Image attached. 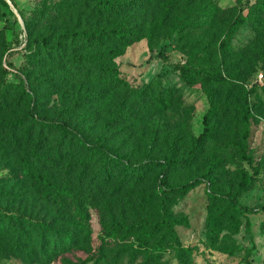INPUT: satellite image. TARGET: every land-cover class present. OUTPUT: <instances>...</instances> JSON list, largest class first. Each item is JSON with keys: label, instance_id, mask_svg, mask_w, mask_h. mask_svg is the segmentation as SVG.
I'll return each mask as SVG.
<instances>
[{"label": "rangeland", "instance_id": "rangeland-1", "mask_svg": "<svg viewBox=\"0 0 264 264\" xmlns=\"http://www.w3.org/2000/svg\"><path fill=\"white\" fill-rule=\"evenodd\" d=\"M5 1H0V63L8 73L0 75V82L5 79L20 86L36 82L27 92L36 94L39 113L72 123L75 143L65 147L61 158L50 154L54 160L51 170L68 182L81 200L92 238L86 243L81 240L79 247L67 253L56 255L51 249L42 257L46 249L34 248L27 239L19 240L18 232H11L0 242V264H264V10L255 5L264 0H209L218 11V26L213 29L206 22L201 30L213 29L218 38L222 36L220 40L240 13L247 17L231 39V51L219 50L217 42L206 49L216 73L226 79L223 84H211L204 75L193 76L191 81L182 77L180 66L193 41L198 40L186 31L183 37L177 32L169 35L168 28L158 30L151 39L148 36L125 45L123 54L113 60L94 58V66H116L120 77L140 92V97L105 85L97 88L92 79L74 75L72 64L53 59L35 39L46 36L53 44L68 31L121 25L126 23L124 17L95 15L84 7L85 0ZM136 18L137 26L149 33V23L138 14ZM211 36L205 44L209 45ZM66 43L68 50L77 47L82 53L99 48L75 44L71 38ZM114 44L110 40L106 46ZM9 62L25 77L24 82ZM255 83L259 88L249 96L252 118L247 153L254 159L250 165L240 156L241 116L246 106L244 94ZM98 92L105 100L95 99ZM15 93L8 103L10 110L0 114V207L25 219L56 221V227L69 225V212L39 201L17 174L2 182L13 172L11 159L5 156L13 146L14 132L4 119L26 112L29 106L28 94L23 99L20 92ZM83 112L91 118L84 121ZM209 112H213L211 132L196 145ZM97 139L102 140L104 149L94 151L90 144ZM17 140H21L18 134ZM117 155L125 161L116 160ZM167 157L181 160L171 169L169 182L192 183L184 195H167L168 213L187 221L176 227L183 247L174 248L168 242L160 255H151L123 243L104 241L102 229L111 217L132 224L160 210L162 198L153 197L151 188ZM126 161L142 170L125 172ZM210 166L215 170L212 177L207 175ZM253 167L257 168L256 182L237 193L243 174H253ZM211 193L217 195L215 209L222 226L240 222L237 233L223 229L218 242L209 237L206 223ZM233 194L251 211L236 216L227 197ZM247 219L250 231L246 230ZM74 232L81 237L77 229ZM225 247L234 253L229 254Z\"/></svg>", "mask_w": 264, "mask_h": 264}, {"label": "trees", "instance_id": "trees-1", "mask_svg": "<svg viewBox=\"0 0 264 264\" xmlns=\"http://www.w3.org/2000/svg\"><path fill=\"white\" fill-rule=\"evenodd\" d=\"M7 3L5 0H0ZM85 0L84 7L95 15L115 14L126 19V23L121 25L105 26L101 28H82L74 29L63 33L55 43L50 44L48 37H36L37 44L49 53L54 59H58L61 64L70 63L75 67L74 75H82L85 79L95 81L97 88L105 85L108 88L119 89L124 91L129 96H139L140 92L135 90L128 81L120 77V73L116 66H94V58L113 60L123 54V47L134 41H139L144 37H153L158 30L168 28V34H182L185 31L188 36H196L197 41H193L192 50L183 65L180 66V72L184 79L191 81V78L205 76V79L211 83L220 85L226 79L219 73H216V67L212 63V58L206 52L210 50L209 46L218 43V49L223 52L231 51V39L236 35L238 27L244 23L247 17L240 13L229 26V31L225 34V38L220 40L213 29L217 25L218 11L214 4L207 0ZM14 3V2H13ZM15 5V3H14ZM256 6L264 10V3L257 2ZM16 6V5H15ZM139 15L144 22L149 23L150 32L148 33L144 27L137 26L136 15ZM148 19V20H147ZM205 21V22H204ZM213 29L203 32L201 27L205 23ZM220 27V24H219ZM212 34L209 45L206 40ZM185 37L184 34H182ZM71 38L72 42L86 43L91 46L99 47L96 51L82 53L73 47L71 50L66 47V41ZM190 39V38H188ZM114 41L116 44L108 45L107 41ZM219 41V42H218ZM202 53V54H201ZM2 58V54H0ZM10 67L16 70L20 81H25V77L19 70L14 67L12 62H9ZM8 70L2 67L0 63V75L4 76ZM0 82V114L6 115L10 110L9 101L11 97L16 95L15 91L20 92L23 99L26 94L29 95V106L26 112L19 115L14 113L11 118L4 119L9 124L14 132L13 146L9 153L5 156L11 159L12 174L4 176L5 179H11L13 174L20 176L29 187L30 191L35 193L39 201L44 202L51 207L64 208L69 212L67 224L62 226H54L52 221H34L25 219L21 216L7 212L0 207V242L11 232L17 233L19 240L27 239L34 248L41 247L46 249L44 254L48 255L50 250L56 255L59 253H67L73 248L79 247L80 241L83 243L89 242L92 238V229L88 225V215L84 212L81 200L76 192L70 188L68 182H62L55 171L51 170L54 164L53 156L61 158V154L66 146L75 143V134L72 123L67 120L57 117L40 114L36 108V94L27 92L28 88H35L36 82H29L28 86H20L19 83H9L5 79ZM264 87V85H263ZM259 88V84L253 86L245 92L244 101L245 109L241 116L242 125V140L243 146L240 151V156L243 160L253 165V157L247 153L248 139L251 130L252 110L249 96L254 94ZM29 91V90H28ZM14 99V98H13ZM95 99L105 100L104 95L95 96ZM112 97H110V100ZM15 101V100H14ZM16 105L14 108H17ZM211 111V110H210ZM213 112H209L204 117V131L196 140V145L202 142L211 132L210 116ZM84 121L91 118V114L83 112ZM108 126L111 125V123ZM17 134L21 140H17ZM74 135V136H73ZM81 144L80 140H77ZM94 151L104 149V144L101 139H97L90 144ZM53 153H52V152ZM52 157V158H51ZM114 159V158H113ZM116 160L125 161L122 155L115 156ZM181 160L174 157H167L161 162V167L155 177L154 186L151 188L153 197H161V208L149 218H141L137 223H127L123 218L111 217L103 229V240L111 243H123L131 249L139 248L149 252L151 255L161 254L168 248V242L171 247L182 248V242L176 227L187 223L186 219L176 216L173 213H168L167 195L179 194L184 195L191 187V182L185 183H170L168 180L171 169L180 164ZM254 168V167H253ZM125 172H140L142 169L137 164L125 162L123 165ZM213 166L209 167L208 177L214 175ZM257 168H254V173L251 175L243 174L238 186L237 193L246 191L254 184ZM0 187V195H2ZM210 204L208 207L207 226L209 237L214 241H219V234L223 229H227L231 233L239 231L240 222L233 226H222L223 220L215 209V201L218 200L217 195L211 193L209 195ZM228 200L232 203L236 216L248 213L251 208L242 204L237 199V194L228 195ZM75 210H71L72 208ZM250 219L246 220V230L250 231ZM75 229L81 233L76 236ZM39 232L38 234H34ZM53 240V243H52ZM225 251L229 254L234 253V249L225 247ZM31 253L35 250L31 249ZM248 264H253L249 262Z\"/></svg>", "mask_w": 264, "mask_h": 264}, {"label": "water", "instance_id": "water-1", "mask_svg": "<svg viewBox=\"0 0 264 264\" xmlns=\"http://www.w3.org/2000/svg\"><path fill=\"white\" fill-rule=\"evenodd\" d=\"M10 3V0H7Z\"/></svg>", "mask_w": 264, "mask_h": 264}]
</instances>
